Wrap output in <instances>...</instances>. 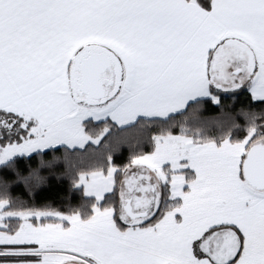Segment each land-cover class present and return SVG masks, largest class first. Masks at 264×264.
<instances>
[{
  "label": "snow or ice",
  "instance_id": "6c2138e0",
  "mask_svg": "<svg viewBox=\"0 0 264 264\" xmlns=\"http://www.w3.org/2000/svg\"><path fill=\"white\" fill-rule=\"evenodd\" d=\"M0 264H264V0H0Z\"/></svg>",
  "mask_w": 264,
  "mask_h": 264
},
{
  "label": "trees",
  "instance_id": "16d2710c",
  "mask_svg": "<svg viewBox=\"0 0 264 264\" xmlns=\"http://www.w3.org/2000/svg\"><path fill=\"white\" fill-rule=\"evenodd\" d=\"M51 187L44 190V192L41 193V196H47L50 201L55 205L58 203V195L59 193H62L64 191V187L55 181L54 178L50 179Z\"/></svg>",
  "mask_w": 264,
  "mask_h": 264
}]
</instances>
